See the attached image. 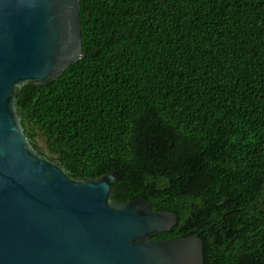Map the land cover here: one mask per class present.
Wrapping results in <instances>:
<instances>
[{
  "label": "trees",
  "instance_id": "obj_1",
  "mask_svg": "<svg viewBox=\"0 0 264 264\" xmlns=\"http://www.w3.org/2000/svg\"><path fill=\"white\" fill-rule=\"evenodd\" d=\"M82 56L26 81L25 134L111 199L178 216L204 264H264V0H79Z\"/></svg>",
  "mask_w": 264,
  "mask_h": 264
},
{
  "label": "water",
  "instance_id": "obj_2",
  "mask_svg": "<svg viewBox=\"0 0 264 264\" xmlns=\"http://www.w3.org/2000/svg\"><path fill=\"white\" fill-rule=\"evenodd\" d=\"M79 0H0V264H204L199 233L153 240L178 216L111 199L121 173L72 177L27 137L16 103L82 56Z\"/></svg>",
  "mask_w": 264,
  "mask_h": 264
}]
</instances>
